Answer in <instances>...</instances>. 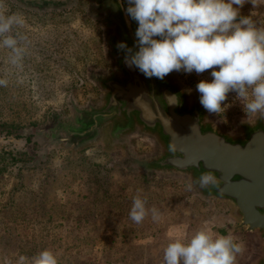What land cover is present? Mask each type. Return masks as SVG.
Wrapping results in <instances>:
<instances>
[{"label": "rangeland", "instance_id": "obj_1", "mask_svg": "<svg viewBox=\"0 0 264 264\" xmlns=\"http://www.w3.org/2000/svg\"><path fill=\"white\" fill-rule=\"evenodd\" d=\"M23 1L0 0V14L25 21L6 34L24 49L18 64L0 37V79L7 81L0 85V264H34L44 250L58 264H163L169 243L206 230L223 206L211 207L187 176L136 168L134 159L160 152L138 130L116 141L106 127L93 143H70L64 130L75 109L100 105L95 78L114 71L110 31L95 0ZM210 71L203 80L211 81ZM169 75L199 100L195 72ZM231 103L227 98V110L209 114L237 134L233 114L244 109ZM137 196L149 210L140 224L129 216Z\"/></svg>", "mask_w": 264, "mask_h": 264}, {"label": "water", "instance_id": "obj_2", "mask_svg": "<svg viewBox=\"0 0 264 264\" xmlns=\"http://www.w3.org/2000/svg\"><path fill=\"white\" fill-rule=\"evenodd\" d=\"M127 6V0H95V10L110 31L106 44L114 71L95 78L103 91L101 103L75 109L64 130L68 140L77 147L93 143L106 127L116 141L136 130L153 138L160 152L134 159V166L187 176L202 198L230 204L239 227L259 246L253 264H264V116L240 122L237 134L224 131L171 75L146 78L128 67L126 52L117 44L132 48L138 23L126 15ZM170 143L176 144L175 153L169 151ZM205 173L213 175L218 186L210 182L202 188Z\"/></svg>", "mask_w": 264, "mask_h": 264}, {"label": "clouds", "instance_id": "obj_3", "mask_svg": "<svg viewBox=\"0 0 264 264\" xmlns=\"http://www.w3.org/2000/svg\"><path fill=\"white\" fill-rule=\"evenodd\" d=\"M249 0H127L126 15L138 23L135 43L124 50V62L135 67L146 78L163 80L173 71L200 75L208 70L211 81L196 85L202 107L210 114H220L230 92L243 103L246 115L264 116V28L240 9ZM254 5L255 0H250ZM20 14H0V37L3 46L12 50L11 62L18 64L24 49L16 37L6 35L14 25H23ZM23 40L25 37H19ZM134 49H138L135 50ZM7 81L0 79V85ZM251 90V92L249 91ZM175 143L169 151L175 153ZM217 185L210 173L202 174L200 186ZM149 210L146 199L137 196L129 213L137 224L144 221ZM152 218L159 211L151 209ZM243 243L232 236L214 237L206 230L197 231L185 242L176 240L164 249L163 264H236ZM34 264H58L55 255L44 250L34 258Z\"/></svg>", "mask_w": 264, "mask_h": 264}, {"label": "crops", "instance_id": "obj_4", "mask_svg": "<svg viewBox=\"0 0 264 264\" xmlns=\"http://www.w3.org/2000/svg\"><path fill=\"white\" fill-rule=\"evenodd\" d=\"M240 14L242 16H249L251 19H253V21L259 27L264 28V0H255L254 5L249 0V2L245 3V5L240 9ZM204 74H205V72L200 74V75H197L195 73V78H194V80H192V82H195V81L197 83L200 82L201 80H203ZM189 82H191V81H189ZM196 85H195V90H196ZM249 91L251 92V90H249ZM196 93H198L197 90H196ZM228 99L232 100L233 103H231V104H233L235 106L241 105L243 107V103L240 100L236 99V93L230 92L228 94ZM229 107H231V106H228V108ZM243 109H244V107H243ZM225 110H227V109L225 108ZM240 113L241 114H233L235 116L236 126L240 122L251 121L257 115H259V114H256V115L248 116V115H246L245 110L240 111ZM212 117H214V114L212 115ZM206 199H207V201L208 200L210 201L211 207L222 208V206H223L221 211H220V209H216L217 211L214 212L215 217L211 218L210 224L206 227V231H208L210 234H212L215 237L232 236L235 241L237 240V241H239V243L242 242L244 245V251L240 254H237L236 264H253L254 261L256 260L257 256H258V251H259V246L255 240V237L252 234L247 233L244 228L239 227V221L236 220L237 217L234 215L233 210H231V212H229V209L227 208L229 206L232 209V206H230V204L225 203V202H221L218 200H213V199H208V198H206ZM213 201H215V202H213ZM222 220H225L228 223L224 224ZM212 222L214 224L216 223V225H212ZM229 224L231 226H233L232 230H231L232 227H230ZM225 227H227V228H225ZM235 236H238L239 240L236 239ZM243 236H247L245 239L249 240V242L251 244V246L248 250L249 253H245L246 252V248H245L246 242L244 241Z\"/></svg>", "mask_w": 264, "mask_h": 264}, {"label": "trees", "instance_id": "obj_5", "mask_svg": "<svg viewBox=\"0 0 264 264\" xmlns=\"http://www.w3.org/2000/svg\"><path fill=\"white\" fill-rule=\"evenodd\" d=\"M17 1L24 2L23 0H17Z\"/></svg>", "mask_w": 264, "mask_h": 264}, {"label": "flooded vegetation", "instance_id": "obj_6", "mask_svg": "<svg viewBox=\"0 0 264 264\" xmlns=\"http://www.w3.org/2000/svg\"><path fill=\"white\" fill-rule=\"evenodd\" d=\"M123 1V0H122Z\"/></svg>", "mask_w": 264, "mask_h": 264}]
</instances>
